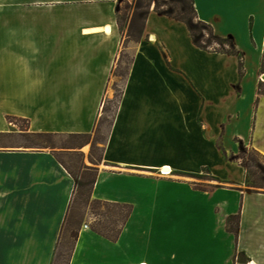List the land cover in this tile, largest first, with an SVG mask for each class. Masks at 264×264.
Instances as JSON below:
<instances>
[{
	"label": "crops",
	"instance_id": "crops-1",
	"mask_svg": "<svg viewBox=\"0 0 264 264\" xmlns=\"http://www.w3.org/2000/svg\"><path fill=\"white\" fill-rule=\"evenodd\" d=\"M118 1L60 0L51 11L0 16V25L35 28L46 79L34 102L0 113V133L18 135L8 117L26 120L29 133H93L121 50ZM193 2L198 20L238 55L199 49L184 23L149 10L101 159L87 162L98 172L92 199L132 213L116 240L82 226L68 264H264V192L246 190L244 168L225 155L238 153V141L264 155V0ZM81 63L91 84L81 107L53 110L85 82L70 79ZM205 171L216 184L191 180ZM140 179L156 184L154 200L140 203ZM74 192L51 150L0 149V261L54 264Z\"/></svg>",
	"mask_w": 264,
	"mask_h": 264
},
{
	"label": "rangeland",
	"instance_id": "rangeland-1",
	"mask_svg": "<svg viewBox=\"0 0 264 264\" xmlns=\"http://www.w3.org/2000/svg\"><path fill=\"white\" fill-rule=\"evenodd\" d=\"M3 2L8 3V0H3ZM32 1L27 0H17V5H20L18 9H27ZM82 3L79 2H65L66 9L78 8ZM159 10L164 13H170L174 16L187 18L194 23V26L198 27L196 35L203 33L204 38L200 39L206 47L210 49H221L218 43L213 40L208 31L199 24V22L194 19L191 8L187 4H183L180 0H119L116 14L118 20L119 29L122 31V51L120 53L119 63L115 74L118 76L124 73L127 69L128 63L132 56L134 55V50L137 45L135 40L139 36L140 27L144 22V14L148 13L149 10ZM136 21L134 23V20ZM131 36V38H130ZM225 49H228V46H224ZM264 52L262 55V59ZM263 76H264V70ZM118 76H112L108 88V94L106 98V107L109 109L107 112H103L99 118V121L94 129L93 133L87 137H60V136H37L32 135L28 132V124L22 119H15L11 123L14 127L13 132L18 135L0 137V149H9L12 147H21L25 149H40V150H51L54 152L55 156L73 172L81 180L85 174V167H90L87 162L90 160L93 163H96L101 156L102 146L104 145L107 136L110 131V125L112 117L114 114L115 103L119 91L122 89L123 80ZM261 88L264 90V81L261 82ZM10 123V122H9ZM238 147L240 144L238 143ZM244 149L238 151L236 155L227 154L226 158L235 164H240L245 171V176L248 175L249 179L252 182H257L258 184H264V158L256 155L252 152L250 147L244 145ZM83 151H86L84 153ZM191 178V177H190ZM195 183L199 185H214L216 184L215 179L211 176V173L203 172L199 176H194L191 178ZM245 181V179H244ZM88 182V179H87ZM137 186H140V203L149 202L154 200V197H148L153 195L155 192L156 184L152 181H143L140 179V182H136ZM223 184L228 185V182ZM235 184V183H233ZM129 192L133 191L135 186H130L125 184ZM242 186L246 190L251 191L250 188L244 183ZM126 189V190H127ZM258 192H264L263 189H257ZM145 193V194H144ZM87 196L82 198L77 196L74 198L73 204L71 205V217L76 221L82 222V225L79 228H82L84 225L96 226L98 224L111 225L115 227L116 230L120 228L123 222V217L120 215L123 211L118 209L111 208L108 211V208L104 206H96L92 202L87 201ZM193 200V199H192ZM195 201V200H193ZM177 234V233H176ZM73 241L69 243L63 242L59 249L55 252L54 264H66L67 256L69 255L72 248Z\"/></svg>",
	"mask_w": 264,
	"mask_h": 264
},
{
	"label": "clouds",
	"instance_id": "clouds-1",
	"mask_svg": "<svg viewBox=\"0 0 264 264\" xmlns=\"http://www.w3.org/2000/svg\"><path fill=\"white\" fill-rule=\"evenodd\" d=\"M59 2L60 0H32L27 8L33 11H51ZM19 7L21 6L0 0V16ZM40 52L35 28L7 22L0 25V113L6 108L15 111L17 105L31 104L44 91L45 73L37 66ZM87 76L88 71L82 63L73 67L70 79L84 77L85 82L74 88L67 102L56 98L53 110L59 105L78 111L91 87L86 80Z\"/></svg>",
	"mask_w": 264,
	"mask_h": 264
},
{
	"label": "trees",
	"instance_id": "trees-1",
	"mask_svg": "<svg viewBox=\"0 0 264 264\" xmlns=\"http://www.w3.org/2000/svg\"><path fill=\"white\" fill-rule=\"evenodd\" d=\"M180 2L183 4L189 5V7L191 8V12L193 13L194 19H196L199 22V24H201L205 28V30L208 31L209 36L218 43V45L221 47V49H210L209 47H206L205 44H207V42L204 44V42H202V40L200 39V37L204 38L203 33L201 32V33H199V35H196V32L198 31V27L194 26V23L191 20H188L187 18L174 16L170 13H164V12L159 11V10H156L155 12L184 23L188 28V31H189V34H190V37H191L193 43L199 49L204 50V51H208V52L219 53V54H227V55H233V56L238 55V51H237L233 41L230 38H221V37L217 36L215 34L213 28L210 25L198 20V16L196 14V10H195L193 0H180ZM147 15H148V13L144 14V22L142 23V25L140 27L139 36L135 40V42L137 44L142 39L144 24H145V21L147 19ZM135 21H136V18L134 20V23H135ZM120 32L122 35L121 28H120ZM122 38H123V36H122ZM130 38H131V36H130ZM122 45H123V43L121 44L120 53L122 51ZM225 45L228 46V49H225V47H224ZM120 53L118 55V59L116 60V64H115L114 69L112 71V76H118L117 74H115V70L117 69V65L119 63ZM239 58H240V76H243V74H244L243 58L244 57H243V55H240ZM133 61H134V55L130 59L125 72L124 73L122 72V74H120L118 76L123 80V86H122V89L119 91V95L117 96L118 98H116L117 103H115V109H114V114L112 117L110 128H111V126L114 122V119L116 117V113L118 111L120 102L122 101L123 94H124V86H125L126 80L128 78L130 68H131ZM263 70H264V56L262 59V71ZM238 89H239V87H238ZM258 94L264 95V90H262L261 86L258 88ZM106 98H107V96L104 98V101L102 104L101 115L103 112H107V110H109L106 107ZM15 119L16 118H14V117H8L7 118L8 122H10V123H13L12 121ZM24 121L28 124V122L26 120H24ZM98 121H99V119H98ZM98 121H97V123H98ZM30 134L41 136V137L42 136H44V137L45 136L46 137L52 136V134H44V133H30ZM8 136L9 135H7V134L0 133V137H8ZM87 136H89V135H81V136H74V137H87ZM238 142L240 144L239 149L243 150L245 148L244 144L241 141H238ZM251 150L256 155L264 158V155H262L260 152H258L254 148H251ZM101 155H102V153H101ZM225 155H227L226 152H225ZM100 159H101V156H100ZM68 170H69V168H68ZM84 170H85L84 171L85 174H84L83 178L84 179L86 178L85 180H81L77 175L73 174V172L71 170H69L70 174L72 175V177L74 179V183H75V192H74V197L71 201V205L73 204L75 197L79 196L82 198L83 196H87L88 197L87 201L94 203V205H96V206H104L105 208H108V211L111 208H115V209H118L119 211H123L122 213H120V215L123 217V222H122V225L120 226V228L118 230H116L115 227H113V224L103 225L100 223L96 226L95 225L92 226L93 230L95 232H97L98 234H100V235H102L108 239L116 240L120 235L121 227L127 222L128 218L130 217V215L132 213V206L126 205V204L121 205V204H113V203H107V202H102V201H98V200H93L91 195H92V190H93L94 184H95L96 179H97L98 172L96 169H94L92 167L91 168L85 167ZM87 179H88V182H87ZM244 183L246 184V186L248 188L251 189L252 192H258L257 189H263L264 190V184L260 185L257 182H252L249 179L248 175L245 176ZM71 205H70V208H69L67 215L65 217V220H64V223L62 226V230H61V233H60V236L58 239V243L56 246V251H57L63 242H65L67 244V243H69V241H73L71 251H70L69 255L67 256L66 264H68L70 261L72 251L74 249L75 243H76L78 236H79V228L82 225V222L76 221V220H74L73 217H71V207H72Z\"/></svg>",
	"mask_w": 264,
	"mask_h": 264
},
{
	"label": "built area",
	"instance_id": "built-area-1",
	"mask_svg": "<svg viewBox=\"0 0 264 264\" xmlns=\"http://www.w3.org/2000/svg\"><path fill=\"white\" fill-rule=\"evenodd\" d=\"M262 81H264V76L262 77ZM161 174H163V171H161Z\"/></svg>",
	"mask_w": 264,
	"mask_h": 264
},
{
	"label": "snow or ice",
	"instance_id": "snow-or-ice-1",
	"mask_svg": "<svg viewBox=\"0 0 264 264\" xmlns=\"http://www.w3.org/2000/svg\"><path fill=\"white\" fill-rule=\"evenodd\" d=\"M0 264H3V262H2V261H0Z\"/></svg>",
	"mask_w": 264,
	"mask_h": 264
}]
</instances>
